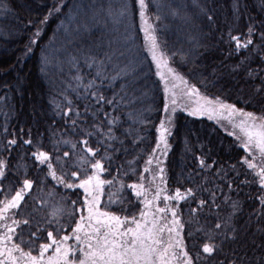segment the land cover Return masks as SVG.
<instances>
[{"label":"snow or ice","instance_id":"obj_1","mask_svg":"<svg viewBox=\"0 0 264 264\" xmlns=\"http://www.w3.org/2000/svg\"><path fill=\"white\" fill-rule=\"evenodd\" d=\"M9 3L0 0L5 16L11 14ZM215 3L99 0L73 4L70 13H63L67 5L60 3L42 19L27 22L34 31L25 55L39 45L50 17H64L59 30L67 42L61 52L50 60L42 51L45 66L55 61L62 76L67 66L68 75L60 82L59 102L53 101L50 135L7 125L0 130V264H264V18L248 16L240 31L233 25L247 5L233 0L232 25L221 31ZM260 7L264 10V2ZM137 14L150 63L165 82V117L150 152L143 147L150 109L143 107L146 93L138 86L145 77L143 62L122 59L110 37L84 43L94 28L111 25L129 44V21ZM176 22L177 41L187 48H169L161 40ZM13 31L7 27L3 34ZM213 31L220 34L209 44ZM219 44L227 56L207 76L201 73L200 87L171 66L177 57L181 66L196 65ZM233 56L238 59L228 63ZM225 76L236 93L233 102L231 96L201 93V87H216ZM185 97L195 98V105L182 106ZM181 109L209 119L226 113L228 135L234 137L230 148L242 154L222 161L210 138L202 141L189 130L196 143L186 140L185 151L194 164L184 163L169 177V137ZM254 186L255 193L240 198L244 188ZM245 200L258 206L245 213Z\"/></svg>","mask_w":264,"mask_h":264},{"label":"trees","instance_id":"obj_2","mask_svg":"<svg viewBox=\"0 0 264 264\" xmlns=\"http://www.w3.org/2000/svg\"><path fill=\"white\" fill-rule=\"evenodd\" d=\"M104 2L107 3V0H104ZM232 2L233 0H216L214 5L216 21L221 31H227L228 26L232 25ZM262 2L264 0H241L242 5H247L245 15L233 26L243 31L248 16L257 20L264 18V10L260 7ZM60 3L67 5L62 9V12L70 13L73 4L79 3L87 6L98 4L99 0H11V3H9V8L11 9L10 15L5 16L3 10L0 9V130H2L3 126L7 125L10 130L16 129L18 131L23 127L25 130L31 128L33 135L37 131L46 136L50 135L46 130L51 126V117L55 109L53 101L59 102L58 89L60 82L67 79L68 73L67 66H64V75L62 76L61 68L55 61L45 66L43 63L45 52L42 49L47 50L50 60L54 54L61 52L62 46L67 42V34L59 30L60 21L64 17L62 15H53L49 18V22L43 28V35L39 41V45L28 55H25V48L34 29L26 28L25 25L30 20L37 21L38 19H42L54 4ZM129 23L131 26L130 34L133 37L129 44H125L119 37V34L112 31L111 25L108 28H104L103 25L97 26L91 34L84 37V43L97 41L102 36L105 37V40L110 37L113 39V48L118 53H124L122 59L135 57L138 61L143 62L145 77L140 81L138 86L146 93L143 98V107L150 109L146 113L150 124L146 128L147 141L143 145L150 152L151 148L155 146L158 135L156 128L159 126L161 119L165 117L163 110L165 82L155 75V65L150 63L148 45L145 43L144 31L141 30L138 14L130 19ZM198 23H203V21H198ZM7 27H14L13 34L10 36L3 34ZM178 27V22L173 23L171 30L161 35V40H166L169 48L188 47L187 44L182 45L181 42L177 41L176 29ZM120 31L123 32V28ZM204 31L208 32V28L205 27ZM219 34V32L213 31L207 43H217L216 37ZM233 34H236V32H233ZM245 54L242 53V55ZM226 56V46L219 44L208 52L196 65L188 63L181 66L179 57H177L176 62L171 66L177 68L190 84H196L197 87H200L198 81L202 78L201 73L207 76L212 67L219 63L220 60L225 59ZM236 59L238 57L233 56L232 60H229L228 63H234ZM231 83L232 81L225 76L216 87H209L208 89L201 87V93L209 97L215 95L231 96L229 102H233L236 93L230 90L229 86ZM220 85L225 86L223 93L219 91ZM169 88L171 89L170 84ZM237 106L244 107L242 104H238ZM246 110L254 111L252 107H246ZM55 127L59 129L61 124L58 123ZM189 130L196 132L202 141L210 138L216 152L219 153V159L222 161L226 160L229 155L238 157L242 154V150L235 147L230 148L233 145L234 137L229 136L228 131L215 120L209 119L205 115L192 117L188 115L187 111L183 109L178 110L175 116V127L172 130V135L169 137L170 148L165 163V167L168 170L167 174L171 178L175 177V174L181 170L184 163H188L189 166L194 164L192 156L185 151L186 140L192 144L196 143L194 136H187ZM24 138L27 139V136ZM2 148L3 145L0 144V150ZM16 151H21V149L14 150L13 156H15ZM22 151L31 150L25 148ZM196 154H199L198 151ZM129 158H131V155ZM12 162L15 163V160ZM28 163L31 162L29 161ZM143 166V161H141L140 168ZM30 171H32L33 175L35 174L34 170L30 169ZM134 180L135 177L126 182L131 183ZM245 193H255V186L244 188L243 193H241V199H245ZM67 195H70L74 200L77 199V196L72 195V193H67ZM257 206L253 201L245 200V213L250 212ZM112 210H115V208ZM246 218L247 216H245Z\"/></svg>","mask_w":264,"mask_h":264},{"label":"rangeland","instance_id":"obj_3","mask_svg":"<svg viewBox=\"0 0 264 264\" xmlns=\"http://www.w3.org/2000/svg\"><path fill=\"white\" fill-rule=\"evenodd\" d=\"M144 36H145V33H144ZM145 38V37H144ZM178 91H179V89H178ZM169 95H170V92H169ZM180 103H181V105L183 106V105H189V106H194L195 105V98H193V99H188V98H183V99H181L180 100ZM205 116H207L208 117V115H205ZM213 120H215L216 122L219 120L220 121V123H218L220 126H222L224 129H226V131H231L232 130V128H231V125H230V123H229V120H228V118H227V114L225 113L223 116H221V115H219V114H217L216 115V117L213 119Z\"/></svg>","mask_w":264,"mask_h":264}]
</instances>
